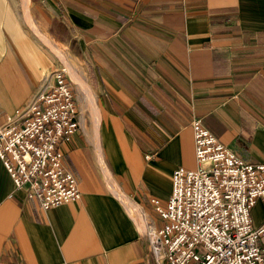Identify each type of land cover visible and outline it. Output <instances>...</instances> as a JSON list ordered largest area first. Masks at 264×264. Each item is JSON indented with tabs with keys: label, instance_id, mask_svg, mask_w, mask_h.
Wrapping results in <instances>:
<instances>
[{
	"label": "crops",
	"instance_id": "1",
	"mask_svg": "<svg viewBox=\"0 0 264 264\" xmlns=\"http://www.w3.org/2000/svg\"><path fill=\"white\" fill-rule=\"evenodd\" d=\"M29 9L77 39L98 137L90 125L61 145L81 197L48 210L15 189L0 160V264H155L104 170L148 224L174 169L195 167L193 119L264 163V0H30ZM23 21L19 0H0V121L29 101L50 61ZM251 216L264 223L262 200Z\"/></svg>",
	"mask_w": 264,
	"mask_h": 264
},
{
	"label": "built area",
	"instance_id": "2",
	"mask_svg": "<svg viewBox=\"0 0 264 264\" xmlns=\"http://www.w3.org/2000/svg\"><path fill=\"white\" fill-rule=\"evenodd\" d=\"M40 88L0 121V160L15 189L48 210L81 197L61 148L80 128L77 95L65 68L51 69ZM195 167L172 173L166 201L151 198L144 235L155 264H264V223L251 209L264 202V163L245 161L201 122H191Z\"/></svg>",
	"mask_w": 264,
	"mask_h": 264
},
{
	"label": "rangeland",
	"instance_id": "3",
	"mask_svg": "<svg viewBox=\"0 0 264 264\" xmlns=\"http://www.w3.org/2000/svg\"><path fill=\"white\" fill-rule=\"evenodd\" d=\"M19 1L22 3V11L24 15L23 29L25 33L36 41L37 47L39 49L38 52L40 57L42 58L48 57L50 59V61L48 62V66L45 69L43 75L44 74L46 75L54 67L61 65V63L59 62L61 61L63 63L67 62L68 65L70 66V70L73 68V71L75 73L77 72V74L80 76L81 80L83 81L84 87H79V85L72 78L73 71L72 70L70 71L69 76L72 81L70 83H72L74 92L79 100L78 101L80 107L79 129L83 131L84 128L82 127L89 128V126L91 125V130L94 134L95 127L97 126L96 116L99 114L96 105V98H95L96 92H94L95 89L92 79V71L88 66L87 60L81 55V51L79 49L80 45L78 44L77 39L74 38L72 34L62 24L56 22H54L50 30H47L45 26L37 22L32 16L29 9L30 0L29 1L19 0ZM46 42L56 47L58 53H56L55 50L50 48V46H48ZM42 83L43 82L40 81L39 88ZM81 110L85 112L83 114V120H81ZM93 137H95V135H93ZM155 221L157 222V225L160 224V220L157 216H155ZM262 239L260 240V243H263Z\"/></svg>",
	"mask_w": 264,
	"mask_h": 264
},
{
	"label": "bare ground",
	"instance_id": "4",
	"mask_svg": "<svg viewBox=\"0 0 264 264\" xmlns=\"http://www.w3.org/2000/svg\"><path fill=\"white\" fill-rule=\"evenodd\" d=\"M26 1H29V0H26ZM43 41H44V39H43ZM46 44H48V46H50V48H52L53 50H55L56 53H58V50L56 49V47H54L52 44H50L48 42H46ZM59 62L61 63V66H63L65 68V70H66V72H67V74L69 76L70 71L71 70L73 71V68L70 70V66L68 65L67 62L66 63L65 62L63 63L61 61H59ZM69 78H70V76H69ZM72 78L79 85V87H84V83L81 80L80 76L77 74V72L76 73L74 71L72 72ZM97 116H96V118H97V120H96L97 124L96 125L97 126L95 127V131H94L95 134H96V139L98 137L99 114ZM99 160H100V162L102 164L101 158H99ZM104 177H105V180H106V183H107L109 189L113 193H115L118 197H120L121 202L124 204V206L128 210L129 214L132 216V218L136 221L137 225L141 228L142 231L147 232L149 230L148 229V224L145 221V219H144L139 207L136 206L134 203H131L130 201H128L126 198L122 197V195L118 192V189L115 186L110 174L106 170H104ZM141 216H142L143 219L141 218Z\"/></svg>",
	"mask_w": 264,
	"mask_h": 264
}]
</instances>
